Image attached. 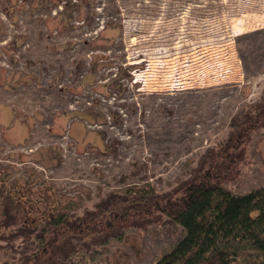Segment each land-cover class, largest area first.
<instances>
[{
    "label": "rangeland",
    "instance_id": "374dc122",
    "mask_svg": "<svg viewBox=\"0 0 264 264\" xmlns=\"http://www.w3.org/2000/svg\"><path fill=\"white\" fill-rule=\"evenodd\" d=\"M263 91L264 0H0L1 188L29 224L170 190ZM250 136L235 194L264 186V125ZM183 233L163 217L78 261L152 264Z\"/></svg>",
    "mask_w": 264,
    "mask_h": 264
},
{
    "label": "trees",
    "instance_id": "16d2710c",
    "mask_svg": "<svg viewBox=\"0 0 264 264\" xmlns=\"http://www.w3.org/2000/svg\"><path fill=\"white\" fill-rule=\"evenodd\" d=\"M230 121L227 138L206 149L187 177L161 193L117 188L80 215L56 208L29 224L22 221V202L0 185V250L17 254L0 264H80L82 253L163 217L184 233L152 264H264V186L243 194L225 186L238 174L252 131L264 125V91Z\"/></svg>",
    "mask_w": 264,
    "mask_h": 264
}]
</instances>
